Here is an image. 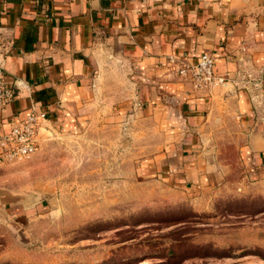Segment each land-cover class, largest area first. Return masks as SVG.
I'll return each instance as SVG.
<instances>
[{
    "label": "crops",
    "instance_id": "obj_1",
    "mask_svg": "<svg viewBox=\"0 0 264 264\" xmlns=\"http://www.w3.org/2000/svg\"><path fill=\"white\" fill-rule=\"evenodd\" d=\"M204 53L226 81L201 93L168 59ZM0 64L15 91L0 137L32 108L50 135L80 110L81 124L154 125L139 171L175 188L222 177L226 136L242 168H264V0H0Z\"/></svg>",
    "mask_w": 264,
    "mask_h": 264
},
{
    "label": "rangeland",
    "instance_id": "obj_2",
    "mask_svg": "<svg viewBox=\"0 0 264 264\" xmlns=\"http://www.w3.org/2000/svg\"><path fill=\"white\" fill-rule=\"evenodd\" d=\"M55 129L0 168V264H264V168L229 137L222 177L180 189L139 171L159 144L145 119Z\"/></svg>",
    "mask_w": 264,
    "mask_h": 264
},
{
    "label": "built area",
    "instance_id": "obj_3",
    "mask_svg": "<svg viewBox=\"0 0 264 264\" xmlns=\"http://www.w3.org/2000/svg\"><path fill=\"white\" fill-rule=\"evenodd\" d=\"M215 62V58L209 53L202 54L197 65H191L185 59L176 57L168 59L175 75L191 83L193 89L201 93L209 92L226 81L215 74ZM6 76L4 65L0 64V110L15 97L14 88L6 83ZM47 120L45 112L32 108L24 120L11 123L9 133L0 137L2 162L13 163L31 158L39 149Z\"/></svg>",
    "mask_w": 264,
    "mask_h": 264
}]
</instances>
